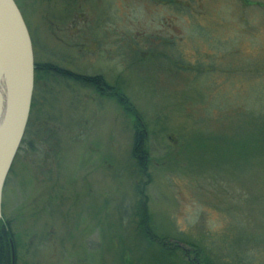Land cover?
<instances>
[{
	"label": "rangeland",
	"instance_id": "1",
	"mask_svg": "<svg viewBox=\"0 0 264 264\" xmlns=\"http://www.w3.org/2000/svg\"><path fill=\"white\" fill-rule=\"evenodd\" d=\"M168 1L15 0L35 64L125 94L147 172L113 97L33 79L1 196L13 264H264V0ZM141 199L175 252L141 236Z\"/></svg>",
	"mask_w": 264,
	"mask_h": 264
},
{
	"label": "water",
	"instance_id": "2",
	"mask_svg": "<svg viewBox=\"0 0 264 264\" xmlns=\"http://www.w3.org/2000/svg\"><path fill=\"white\" fill-rule=\"evenodd\" d=\"M23 22L13 0H0V220L4 180L24 134L33 93L32 44Z\"/></svg>",
	"mask_w": 264,
	"mask_h": 264
},
{
	"label": "trees",
	"instance_id": "3",
	"mask_svg": "<svg viewBox=\"0 0 264 264\" xmlns=\"http://www.w3.org/2000/svg\"><path fill=\"white\" fill-rule=\"evenodd\" d=\"M167 1V0H166ZM171 2L168 1L166 3ZM147 54L149 53L146 52ZM149 56V55H148ZM166 57V56H165ZM34 64V81L37 79H45L50 76L56 78L57 75L61 76V78H68L71 80H74V82L81 84L82 86L86 85L89 86L95 93H98L100 95H109L115 99V102L119 104V106L123 109L124 113L130 115L133 119V135L131 140V148H130V156L132 160L134 161L136 165V169L138 174H141V176L146 177V169H147V154L146 150L144 148V142H145V128L143 123L141 122V117L139 116L138 112H135V108L126 98L125 94L123 95L117 88L114 86H110L103 82L101 75H95V76H86V77H79L78 75H73L69 73L68 71L59 70L55 66L43 64L38 65ZM176 64V63H175ZM179 69H186L185 66L180 65L179 63L175 65ZM182 71V70H180ZM253 117H261L259 115H252ZM255 121V120H253ZM23 140V138H22ZM21 140V143H22ZM141 188L139 187V193L141 192ZM144 201L141 199L139 202V231L141 233V236L144 237L145 241L148 243L151 242L155 245V247H158L160 249L166 248V251L175 252L177 250L176 246H173V244H168L167 240L165 238H160L151 233L148 226L145 224L147 223V217L146 216V210ZM10 228V222L4 223L3 220H0V264H12V258H11V252L13 253V235L11 233ZM186 245H189L192 249V253L195 255L199 252V243L188 241L185 242ZM168 253L169 255H172ZM166 254L167 256H169ZM197 256V255H195ZM195 262L194 260L188 261L190 264L191 262ZM194 264V263H192Z\"/></svg>",
	"mask_w": 264,
	"mask_h": 264
},
{
	"label": "flooded vegetation",
	"instance_id": "4",
	"mask_svg": "<svg viewBox=\"0 0 264 264\" xmlns=\"http://www.w3.org/2000/svg\"><path fill=\"white\" fill-rule=\"evenodd\" d=\"M14 1V3H15V5H16V7L18 8V10H19V12H20V14H21V11H20V9H19V7H18V5H17V3L15 2V0H13ZM73 12H75V13H77L76 12V10H73L72 12H70V14L69 15H71ZM21 16H22V14H21ZM74 17H76L77 19H79V18H81V16H74ZM23 18V17H22ZM73 30H74V26H73ZM73 30H72V32H73ZM84 51H86V52H91V51H89V50H87V49H84ZM79 77H86V76H88V75H80V74H77ZM91 77V76H90ZM104 80V79H103ZM104 82V81H103ZM106 83V82H105ZM107 84V83H106ZM20 145H21V143H20ZM19 148H20V146H19ZM18 149V148H17ZM17 152H18V150H17ZM17 154V153H16ZM51 188V187H50ZM49 189V188H48ZM191 263H195V262H191Z\"/></svg>",
	"mask_w": 264,
	"mask_h": 264
}]
</instances>
